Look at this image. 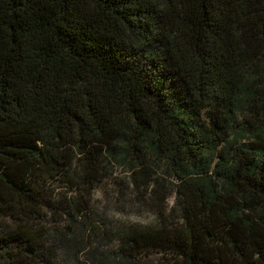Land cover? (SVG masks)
Instances as JSON below:
<instances>
[{
	"label": "trees",
	"instance_id": "1",
	"mask_svg": "<svg viewBox=\"0 0 264 264\" xmlns=\"http://www.w3.org/2000/svg\"><path fill=\"white\" fill-rule=\"evenodd\" d=\"M0 264H264V0H0Z\"/></svg>",
	"mask_w": 264,
	"mask_h": 264
},
{
	"label": "rangeland",
	"instance_id": "2",
	"mask_svg": "<svg viewBox=\"0 0 264 264\" xmlns=\"http://www.w3.org/2000/svg\"><path fill=\"white\" fill-rule=\"evenodd\" d=\"M119 171V170H117ZM119 207V206H117ZM127 211H131L132 213H130L129 215H124V216H128L131 219H136V220H142V221H146L149 220L151 218V213L149 212V210H144L143 208H131V207H127ZM138 211V213L136 212Z\"/></svg>",
	"mask_w": 264,
	"mask_h": 264
}]
</instances>
